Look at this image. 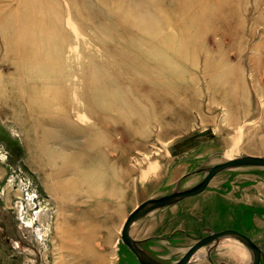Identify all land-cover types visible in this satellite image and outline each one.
Here are the masks:
<instances>
[{
  "label": "rangeland",
  "instance_id": "374dc122",
  "mask_svg": "<svg viewBox=\"0 0 264 264\" xmlns=\"http://www.w3.org/2000/svg\"><path fill=\"white\" fill-rule=\"evenodd\" d=\"M245 154L264 156V0H0V204L18 227L0 264H141L130 211ZM35 188L48 203L30 208ZM130 228L165 263L232 228L264 264V166ZM234 249L187 264H251Z\"/></svg>",
  "mask_w": 264,
  "mask_h": 264
},
{
  "label": "water",
  "instance_id": "95a60500",
  "mask_svg": "<svg viewBox=\"0 0 264 264\" xmlns=\"http://www.w3.org/2000/svg\"><path fill=\"white\" fill-rule=\"evenodd\" d=\"M242 165L264 166V156L245 154L237 157L228 158L225 161L216 163L208 167L205 170L204 177L198 183L190 187L183 189H175L169 193L156 197H150L143 200L138 205H136L125 218L120 230L121 242L131 250V252L137 257V260L141 264H186L188 259L199 248L206 246L211 242H214L216 244L217 241L221 238L232 237L243 243L246 248L250 251L251 264H259L260 258L263 257L262 250L255 244V242L250 237L232 228H226L219 231H210L208 234L199 237L190 247L187 248V250L178 260L172 263H165L151 256L140 246L139 241L133 239L129 234L131 224L134 221L142 218L151 210L169 206L186 197L196 195L205 189L209 181L218 172L227 168ZM207 258H209L208 253Z\"/></svg>",
  "mask_w": 264,
  "mask_h": 264
},
{
  "label": "crops",
  "instance_id": "0c3cea01",
  "mask_svg": "<svg viewBox=\"0 0 264 264\" xmlns=\"http://www.w3.org/2000/svg\"><path fill=\"white\" fill-rule=\"evenodd\" d=\"M50 198H52V200L54 202H56L57 205V214L58 217L61 215L62 213V209L64 208L63 204L64 202H61V200L63 199H59V196L56 194H50L48 195ZM61 202V203H60ZM12 211L10 210V208L6 205L3 206L0 204V231L3 232V235H5L8 239H15L12 238L11 236H9V234L15 233V231H17L18 227L17 225H15V222H13V218H12ZM21 235V234H20ZM137 239V238H135ZM139 240H142L141 238H139Z\"/></svg>",
  "mask_w": 264,
  "mask_h": 264
},
{
  "label": "bare ground",
  "instance_id": "6f19581e",
  "mask_svg": "<svg viewBox=\"0 0 264 264\" xmlns=\"http://www.w3.org/2000/svg\"><path fill=\"white\" fill-rule=\"evenodd\" d=\"M231 158V157H230ZM131 212V211H130ZM58 215V214H57ZM135 222V221H134ZM133 222V223H134ZM132 223V224H133ZM131 224V225H132ZM246 235V234H245ZM249 237V236H248ZM226 246V245H231V246H234L235 249H234V254L236 255V257H244L246 256V254L248 255V257H250V251L246 248V246L241 243L240 241H238L237 239L235 238H232V237H224V238H221L217 241V243L215 244L214 242H211L209 243L208 245H206V247L208 248H211L213 246H216V247H220V246ZM204 247V246H203ZM260 248V247H259ZM187 250V249H186ZM203 255V250H202V247L199 248L187 261V263L189 262L190 259H193V258H196V257H199ZM261 259V258H260ZM175 262V261H174ZM248 262H250V259L246 261L245 264H249ZM186 263V264H187Z\"/></svg>",
  "mask_w": 264,
  "mask_h": 264
},
{
  "label": "built area",
  "instance_id": "2783aa9c",
  "mask_svg": "<svg viewBox=\"0 0 264 264\" xmlns=\"http://www.w3.org/2000/svg\"><path fill=\"white\" fill-rule=\"evenodd\" d=\"M32 191H30V193H27V198H26V204L28 205V207H36L39 205H42L43 203H48L47 198L44 197L39 189L35 188V189H31ZM20 205L24 206V202H22V200H20ZM25 207V206H24ZM11 208L14 210V208L11 206ZM25 209V208H24ZM15 212V210H14ZM15 216L17 217V214L15 213ZM32 221V220H31ZM33 222V221H32ZM25 224V222H22Z\"/></svg>",
  "mask_w": 264,
  "mask_h": 264
},
{
  "label": "flooded vegetation",
  "instance_id": "af4514ba",
  "mask_svg": "<svg viewBox=\"0 0 264 264\" xmlns=\"http://www.w3.org/2000/svg\"><path fill=\"white\" fill-rule=\"evenodd\" d=\"M131 229V228H130ZM129 234H130V236L133 238V239H135V237L131 234V232H130V230H129ZM202 236H204L203 234H200L196 239H198L199 237H202ZM195 239V240H196ZM135 240H137V241H139V244H140V246L143 248V240H139V238L138 239H135ZM144 249V248H143ZM145 250V249H144ZM146 251V250H145ZM147 253H149L148 251H146ZM135 256V255H134ZM136 257V256H135ZM137 258V257H136Z\"/></svg>",
  "mask_w": 264,
  "mask_h": 264
}]
</instances>
